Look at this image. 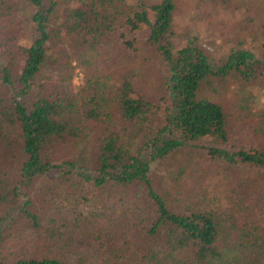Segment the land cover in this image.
<instances>
[{"label":"trees","instance_id":"1","mask_svg":"<svg viewBox=\"0 0 264 264\" xmlns=\"http://www.w3.org/2000/svg\"><path fill=\"white\" fill-rule=\"evenodd\" d=\"M24 1L37 37L21 47V59L2 57L0 70V264L71 262L28 256L29 249L15 244L26 247L33 234L44 233L46 242L63 246L66 239L88 235L91 223L94 230L100 229L97 238L102 237L104 227L93 220L96 210L91 217L76 211L82 199L77 196L94 201L110 186L121 190L128 205L137 194L152 205L148 232L140 234L151 262L162 254L161 264H264V216L257 215L264 209V94L259 101L250 92L264 83V0H256L262 26L252 31L254 39L263 41L261 58L240 49L221 62L213 61L197 37H188L182 48L171 41L174 0L150 5L143 0ZM199 2L240 9L247 0ZM10 8V0H0V21ZM144 28L150 31L144 44L155 48L168 97H152L135 67L119 76L101 70L103 60H109L105 52L115 55L110 60L115 63L126 54L137 57L139 47L131 35ZM80 74L83 83L75 90L74 78ZM232 90L251 96L236 98L229 108L222 94ZM244 112L252 115L254 132L263 137L259 146L233 152L206 148L212 164L227 167L230 184L242 166L258 174L259 188L246 176L237 177L242 185L236 179L235 211L220 213L203 203L185 206L186 199L158 185L156 166L161 162H178L169 175L175 184L185 176L195 177L193 159L199 155L191 150L194 144L210 138L227 143L246 121L241 120ZM94 124L98 129L93 151ZM42 182V193L32 197ZM61 185L79 190L69 193L72 208L56 202ZM37 197L44 207L41 213L34 207ZM99 201L95 208L103 206ZM51 208L54 212L48 213ZM67 209L76 213L77 232H71ZM19 231L23 235L10 244L9 235ZM79 245L83 252L88 249L87 244ZM135 245H141L139 239ZM10 251L15 252L13 260Z\"/></svg>","mask_w":264,"mask_h":264},{"label":"rangeland","instance_id":"2","mask_svg":"<svg viewBox=\"0 0 264 264\" xmlns=\"http://www.w3.org/2000/svg\"><path fill=\"white\" fill-rule=\"evenodd\" d=\"M143 1L150 5L157 3L159 0ZM174 1L177 10L175 15V33L171 41L177 48L184 47L188 37H197L201 47L215 62L228 59L233 51L240 49L250 50L256 55L257 59L261 58L263 53L261 44L263 41L261 39L257 41L252 35V31H258L259 27L262 26V24L258 23V8L260 7L257 6L256 0H247L240 6V9L210 6L201 4L199 0ZM24 2V0H10L12 8L7 11V15L0 21V70L4 62L3 58L14 55L21 59V47L29 46L35 36L37 37L28 22L30 11L26 8L27 6ZM149 35L150 31L146 28L131 35V40H136L135 44L139 47L137 57L126 54V58L120 57L121 60L118 63H115V61L110 62L111 56L112 59L116 57L108 51L103 53V55L108 54L105 56L109 60H103L100 67L104 74L113 76H119L124 70L131 67L137 68L141 76L140 83L145 86L152 97L160 99L162 96L168 97L169 94L164 84L162 67L154 56L155 48L144 44ZM82 83V74L75 76L73 89L80 88ZM250 92L257 96V100L260 101L264 94V83L256 84L252 89L250 88ZM250 96L248 92L242 94L233 90L222 94L223 100L229 108L235 106L236 98L238 100L240 97L248 98ZM261 107L262 104L254 107V112ZM253 119L251 114L242 113L241 120L246 121L241 122L240 129L231 135L227 143L222 144L211 138L195 143L196 148L191 149L199 155L196 160L193 159L195 177L185 176L175 184V180L172 179V181L169 175L179 165L178 162H161L160 166H156L158 168L156 171V174H158V185L168 187L171 193L179 200L186 199L185 206L203 203L220 209V213H232L235 211L233 209H235L238 199L236 198L235 186L237 184L242 185L241 178L237 179V177L243 176L244 178L246 176V178H249L250 183L259 188L258 183L255 181L258 174L242 166L240 174L230 184L231 179L229 178L227 167L223 168L212 164L213 162L207 158L206 148L219 147L233 152L240 150V148L248 150L259 146L258 143L262 142L263 137L254 132L255 123H253ZM91 128L94 133L93 135L91 134L90 142L94 151L98 125L94 124ZM234 174L236 175L235 172ZM53 178L51 177V179ZM200 185L201 188L198 187ZM44 187L45 184L43 182L39 183L31 196H40L39 194ZM78 191L76 188H72L69 191L64 186L61 189L57 188L56 197L58 200L56 202L58 203L60 200L67 208H72L75 205L71 204L73 197L69 193L76 194L79 193ZM23 194L29 195V189H24ZM77 197H82V199L79 200V208L76 211L86 217H91L88 215L94 209L96 210L92 213L95 217L93 220L104 227L102 237L97 238V233L100 229L94 230L92 228L94 225L91 223L89 225L91 230L88 235L83 238L78 237L72 241L66 239V243L63 246L46 242L44 233L42 235L33 234L31 241L35 243L31 242L26 247L22 244H15L14 241L23 235L21 231H19L21 232L19 235L14 232L9 235L10 244L13 242L20 249H29L30 253H28V256H31V253H36L40 256H55L54 258L64 261L67 258H71V262L68 261V264H161L158 261L163 260L164 255L159 254L154 258L156 261L151 262L147 257V248L149 249V246L146 245L147 243L144 240L140 239V234L145 235L148 232L149 222L154 215L152 205L142 198L140 194L129 200L130 205L124 201L121 190L115 186H110L106 190L101 191L100 197H93L96 198L94 201H91L90 197L82 195ZM99 199L102 201L103 206L95 208V205L100 202ZM34 202L35 209L41 213L44 208L39 204L42 203L41 197L35 198ZM104 208L109 210H104ZM263 210L261 208L257 215L263 217L264 214L261 213ZM53 212L54 209L51 208L48 213ZM75 214L67 209L66 219L71 222V229H73L71 232H77ZM257 215L256 217H258ZM47 221L48 219L46 218L44 224ZM43 229L45 230L44 227ZM23 230L28 232L26 228H23ZM136 239H139L140 246L136 247ZM79 244L83 246L87 244L88 249L84 252L79 250ZM13 258H15V252L10 251V259L13 260Z\"/></svg>","mask_w":264,"mask_h":264}]
</instances>
